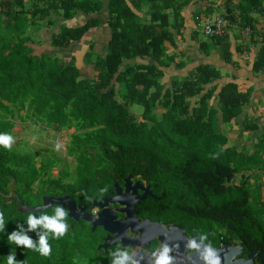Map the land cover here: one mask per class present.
Instances as JSON below:
<instances>
[{"label":"trees","instance_id":"16d2710c","mask_svg":"<svg viewBox=\"0 0 264 264\" xmlns=\"http://www.w3.org/2000/svg\"><path fill=\"white\" fill-rule=\"evenodd\" d=\"M45 1L51 5H37L35 11L54 9L67 18L80 9L91 14L101 7V0ZM131 2L133 5L128 0L110 2L113 34L109 52L96 62V79L82 78L74 63L52 54H32L22 36L26 21H20L18 15L10 24H0V133L14 137L17 121L57 131L74 128L71 150L79 174L77 181H66L61 175L64 168L59 176L54 175L56 158L45 160L38 158L42 153L37 150L25 152L15 145L11 149L0 145V212L6 220V230L0 231V264H7L10 251L23 264H56V239L49 237L52 252L48 257L8 242L7 234L17 229V222L28 228V214L17 209L16 195L25 204L31 203L26 196H37L32 206L42 205L45 196L69 191L90 196L101 188L100 182L112 184V177L128 173L152 185L161 195L159 200L153 199L154 205L172 221L194 232L230 235L253 249L263 247L264 209L252 203V191L259 190L263 182L250 179L254 170L264 165V148H258L264 146V133H260L263 139L258 138L254 150L230 144L225 128L241 114L251 93L239 90L232 82L222 87L219 107L223 126L219 127L218 110L209 107L216 87L201 95L206 84L221 77L216 66L200 64L175 81L173 89L164 91L158 64L163 62L165 41L172 39V19L181 17L182 4L178 0ZM12 5L7 3V10ZM220 6L224 7L225 21L241 20L250 28L255 22L252 13L264 12V0H222ZM205 7L207 15L203 18L198 14L197 23L219 15L213 14V6ZM96 25V19H89L82 26H65L54 44L65 48ZM224 28L227 32L226 24ZM205 36L202 48L206 52L222 41L218 36ZM225 51L224 59L229 61L231 53ZM261 52L254 67L257 72L264 70V45ZM146 57L155 62L124 65L126 60ZM194 97L198 98L192 111ZM136 104L142 106L141 113L133 110ZM259 128L258 120L246 121V130ZM54 206L34 214L51 215ZM40 231L27 234L38 241Z\"/></svg>","mask_w":264,"mask_h":264},{"label":"crops","instance_id":"0c3cea01","mask_svg":"<svg viewBox=\"0 0 264 264\" xmlns=\"http://www.w3.org/2000/svg\"><path fill=\"white\" fill-rule=\"evenodd\" d=\"M178 1L182 4L181 17L178 20L172 19L173 24L169 29L172 32V39L165 41V57L161 64L157 63L163 71L164 91L173 89L175 81L185 78L200 64L216 66L221 72V77L206 84L201 95L216 87V91L209 101V107L213 106L218 110L219 127H222L223 113L219 107V93L222 87L232 82L238 84L239 90L251 93L250 101L244 105L241 114L225 128L229 131L230 144L235 143L239 148L254 149L258 138L263 139L260 133H264V70L257 72L254 68L260 53L262 54L261 50L264 45V12L254 11L252 13L255 22L251 34L245 32L246 26L242 25L241 20L232 22L227 19L226 35L218 45L209 48L206 52L202 48V42L206 39L203 31L204 19L197 23L195 17L198 14L203 18L204 15H207L205 13L206 5L214 7V15H222L224 12V7L220 6L222 0ZM110 2L111 0H101V7L98 11L88 14L85 10L80 9L74 17L67 18L54 9H50L48 12H38L40 8L51 5V2L45 0H0V24H10L12 17L20 16L23 10L25 18L22 21L25 20L28 25L27 29H23L22 36L30 46L32 54H52L59 57L61 61L74 63L79 68L82 78L96 79V62L109 52L113 34L110 25ZM7 3H14V5L7 10ZM128 3L133 5L131 0H128ZM37 5H40V8L35 11ZM89 19H96L97 25L90 28L80 40L71 41L65 48L57 47L54 44V39L65 26H82ZM225 49L231 53L229 61L224 59ZM136 61L145 64L155 62L151 57H146L145 59L136 58L133 61L126 60L124 65ZM115 82L116 78L112 80V83ZM116 84L119 86L118 83ZM197 98L191 99L192 111ZM246 119L248 121L258 120L260 125L258 131L246 130Z\"/></svg>","mask_w":264,"mask_h":264},{"label":"flooded vegetation","instance_id":"af4514ba","mask_svg":"<svg viewBox=\"0 0 264 264\" xmlns=\"http://www.w3.org/2000/svg\"><path fill=\"white\" fill-rule=\"evenodd\" d=\"M129 174L131 181L127 188ZM65 180L70 181L68 177ZM138 182L145 187L149 185L150 193L144 198L141 196L145 189L134 190ZM100 184L101 188L90 196L80 191L56 195V198L71 197L75 201L73 207L68 203L58 204L68 210L69 228L65 236L57 239L56 264H112L115 256L111 252L117 248L128 252L129 264H155V255L164 244L172 249L169 255L174 257L173 264H205L202 254L206 247L219 256L220 264H237L238 260L247 259L250 252H257L253 264H264V245L253 249L230 235L194 232L172 221L169 214L166 217L153 202L161 195L139 176L128 173L112 177V184L109 181ZM72 212L78 215L73 216ZM201 236L207 239L201 240ZM190 239L200 245L199 250L188 248ZM238 246L242 247L239 253Z\"/></svg>","mask_w":264,"mask_h":264},{"label":"clouds","instance_id":"9594fccd","mask_svg":"<svg viewBox=\"0 0 264 264\" xmlns=\"http://www.w3.org/2000/svg\"><path fill=\"white\" fill-rule=\"evenodd\" d=\"M13 143L14 137L11 134L0 133V145L6 149H11ZM103 191L106 192L107 189L105 188ZM67 220L68 210L58 204L54 206L53 214L51 215L44 212L37 217L34 213H29L26 218L28 225L27 230L23 228V225L17 222V229H14L10 234H7V240L11 244L31 249L39 252L41 256L48 257L52 252L51 245L48 242L49 237L59 239L65 236L69 228ZM5 224V215L3 212H0V231L6 230ZM38 228L42 229V231L38 232V241H34L27 232ZM205 239H207L206 236H201V240ZM187 246L193 250H199L200 247V245H198L193 239L189 240ZM171 251L172 249L167 244H164L159 254H154L155 264H173L174 257L169 255ZM111 256H115L112 264H129L130 257L127 251H122L120 248H117L111 252ZM202 259L205 261V264H220L219 256L210 247H206L202 254ZM7 264H23V261H18L15 252L10 251L7 255Z\"/></svg>","mask_w":264,"mask_h":264},{"label":"rangeland","instance_id":"374dc122","mask_svg":"<svg viewBox=\"0 0 264 264\" xmlns=\"http://www.w3.org/2000/svg\"><path fill=\"white\" fill-rule=\"evenodd\" d=\"M143 9L146 10V6H144ZM20 16V21L25 18V14L23 12ZM27 25V23L24 24V29H27ZM132 108L137 113H141L143 111L142 106L137 104ZM74 130L75 129L72 128L69 130L57 131L52 128H47L44 125L42 126L35 125L33 123H21L20 121H17V125L14 130L16 135L14 136L13 145L17 146V149L25 152L37 150L38 152L42 153L38 156V158H44L45 160L48 158H56L58 162L57 165L53 168L54 175L59 176L60 169L64 168L65 170H63V173L61 175L68 177L70 182H75L78 180L79 174L77 168L78 162L77 160H75L76 156L71 150V134L74 132ZM259 146V149L264 148V146ZM255 174L257 176H255ZM262 176H264V165H261L254 170V176L251 177L252 180L250 179V182L254 180H257V182H261L263 180V186L260 187L259 190H255V192L252 191V203L256 208L263 207L264 209V178H262L261 180ZM57 191L58 189H56V194ZM25 199L31 201V203L29 204L34 205L37 200V196L29 195L26 196Z\"/></svg>","mask_w":264,"mask_h":264},{"label":"water","instance_id":"95a60500","mask_svg":"<svg viewBox=\"0 0 264 264\" xmlns=\"http://www.w3.org/2000/svg\"><path fill=\"white\" fill-rule=\"evenodd\" d=\"M126 181H127L126 186H127V188H129V183L131 181L130 174L126 177ZM116 185H117V183H116ZM138 187H140L141 189H145V193H144V195L141 196V198H144L147 194L150 193L149 185L145 187L143 185H140L138 182L137 185L134 186V190H136ZM117 190H120V188H117ZM16 196H17V202H18L17 209L20 212H23L25 214L47 210L49 207H53L56 204H63L64 205V204L68 203L70 205V207H71V205H72V207H73V205H75V201L71 197L56 198L55 196H45V197H43L42 205L32 206L30 204H24L21 197H19L18 195H16ZM110 201H113V200H110ZM72 215L75 216L78 214H75V212H72ZM175 227H178V226H175ZM238 247L240 249L237 248V251H236L237 253L241 252V249H242L241 246H238ZM231 251H232V249H231ZM256 253L257 252H250L247 255V259L238 260L237 264H253V256L256 255Z\"/></svg>","mask_w":264,"mask_h":264},{"label":"built area","instance_id":"2783aa9c","mask_svg":"<svg viewBox=\"0 0 264 264\" xmlns=\"http://www.w3.org/2000/svg\"><path fill=\"white\" fill-rule=\"evenodd\" d=\"M225 24L226 21L222 15L208 18L204 20L203 31L209 36H218L223 38L226 35V30L224 28ZM245 32L247 34H251L252 28L246 27Z\"/></svg>","mask_w":264,"mask_h":264}]
</instances>
